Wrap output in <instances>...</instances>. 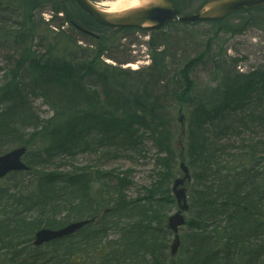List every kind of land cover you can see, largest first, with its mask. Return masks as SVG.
<instances>
[{
  "label": "trees",
  "instance_id": "16d2710c",
  "mask_svg": "<svg viewBox=\"0 0 264 264\" xmlns=\"http://www.w3.org/2000/svg\"><path fill=\"white\" fill-rule=\"evenodd\" d=\"M22 1V6L9 5L20 13L22 23L19 30L8 34L19 49L18 68L31 75L33 93L25 92L17 74L0 86V143L31 147L41 141L38 159L43 162L86 151L103 150L109 158L121 149L141 150L148 135L157 149L156 178L133 198L127 193L133 184L129 173L101 171L96 175L86 168L35 175L30 192L14 187L10 193L11 189L0 188V242L17 238L28 252L40 250L30 244L40 228L57 229L90 219L73 237L47 245L52 247L50 264H264V140L260 137L264 65L243 74L236 69L237 59L217 60L216 86L199 92L191 74L203 61L200 55L181 69L179 79H173L179 84L173 93H156L167 69L166 52L158 51L153 38V63L137 73H148L149 78L135 81V91H89L86 77L99 65L105 35L95 55L76 62L79 53L83 58L89 56L87 49L78 46L79 39L60 28L54 33L49 23L42 19L36 23L32 15L49 3L56 13L64 12L62 18L53 16L51 22L58 27L67 22L74 31L81 28L96 34L107 29L74 0H64L65 7L63 0ZM157 32L164 31L153 34ZM37 35L49 44L43 54L34 50ZM122 74L128 73L115 68L112 79ZM33 94L52 108L50 117L42 118L32 107ZM168 96L175 99L178 109L188 111L183 154L171 128L174 119L165 102ZM28 128L32 129L28 139L18 137V132ZM236 143L242 146L236 148ZM34 154L29 152L26 158ZM177 158L186 160L192 182L181 249L171 258L172 233L167 220L176 206L171 185L181 175ZM28 164L32 171L36 169L35 161L30 159ZM30 213L35 216L30 218ZM22 252L17 250L15 256ZM4 255L12 258L14 253Z\"/></svg>",
  "mask_w": 264,
  "mask_h": 264
},
{
  "label": "rangeland",
  "instance_id": "374dc122",
  "mask_svg": "<svg viewBox=\"0 0 264 264\" xmlns=\"http://www.w3.org/2000/svg\"><path fill=\"white\" fill-rule=\"evenodd\" d=\"M2 1L13 6H22L23 3L22 0ZM175 1L180 5L183 12H194L204 0ZM52 11L50 6L39 8L34 10L32 18L36 23L46 22L47 19L55 15ZM41 19L43 21H41ZM238 19L239 17L229 18L221 23V25L211 23H200L195 25L175 23L166 27L163 30L164 32H157L156 34L144 29L111 31L106 33L108 37H106V34H101L106 37L105 40L102 41V44H105L103 57L110 58L111 62H105L101 58L99 65L95 68V73L92 75L89 74L86 77L88 90L91 91L92 89H96L101 94L102 92L107 93V89H111L115 93L135 91V88L132 87L135 81L143 82L149 78L148 73H137L146 70L147 67L153 63V45H151L153 38H155V43H158V45H156L158 51L161 50L166 52L165 66L167 69L165 77L162 78L163 81L157 84L156 93H173L176 87H179V84L175 85L173 79H179L181 69L200 55H203V61L196 65L191 74L192 79L196 83L195 88L199 92H202L206 86H216L218 75L215 68V61L217 60L238 58L240 61L236 68L237 70L243 73L253 70L264 62V29L258 27L259 25L264 27V19H258L260 21L257 20L256 25H259L255 27L250 26L244 34H240V32L232 33V25H234L237 30L243 25V21H241V23L237 22ZM21 23L22 18L18 13H14L10 9H0V86L12 80L13 76L17 74V82L23 83L26 87L25 92L33 93L30 86L31 75L28 72H22V70L18 68L17 59L19 56V49L12 41L13 37L8 34L10 31L19 30ZM55 26L58 28L57 24H55ZM49 28L52 29L51 26ZM65 28L68 36L73 38L77 37L79 41L85 43V48L89 50V56L87 58L81 57L79 53L77 58H75L76 62H82L85 61V59L88 61L92 55H95L98 48H96V43L94 41L87 36L79 34L70 27L67 28L66 26ZM55 29L54 33H57ZM37 36L36 40H34V50L43 54L49 47V44L44 42L42 35ZM92 44L94 47L89 49V45ZM129 63L137 64L138 68H127L126 65ZM113 67L120 71H126L128 74H122L119 79L117 78V80H114L112 79V74H114L115 69ZM104 76H106V78ZM100 79H105L107 82L104 84V81H100ZM108 80L111 81L109 82V86H106L108 85ZM30 102L32 107L42 118L50 117L53 114L52 108L45 104L41 96L31 95ZM165 102H167L168 109H170V112L173 114L174 123H171V128L172 131L176 133L175 140L178 142V103L171 96H168ZM186 117H188V111L186 112ZM31 133L32 129L28 128L23 129L17 134L19 135L18 137H27L26 139H28ZM260 137L264 140V129L260 131ZM5 143L6 141L0 143V154H4L20 145ZM234 145L236 148L242 146L237 143ZM42 147L43 143L41 141H37L34 146L29 147V152L36 153L30 156L29 159H26L27 162L30 159L36 162V169L34 171L21 177L14 175L3 179L0 181V188L7 191L11 189L10 193L15 192L14 187H19L22 191L30 192L35 186V175L38 176L46 172L64 174L70 173L75 169L86 168V171L94 172L96 175L101 173V171L129 173L133 184L129 186L127 193L133 198L137 196L143 186L150 184L156 178L155 176L153 177V172L156 169L155 157L157 155V149L148 135L143 138L140 145L141 150L121 149L117 151L116 154L110 155L109 158L103 156L102 153L104 151L100 150L97 152H78L75 155L62 154L59 157H48L46 158L47 160L41 162L38 159V152H40ZM177 162H179L178 158ZM23 180L27 183H23ZM176 210L177 207L175 206L169 214L171 215L176 212ZM65 214L66 212L62 213L61 216ZM29 216L31 218L35 216V214L30 213ZM110 238L114 239L116 236L114 235ZM32 240L33 237L31 238V243ZM172 240L173 237L171 242ZM19 249H23V252L17 257L15 254ZM51 250L52 247H46L41 249L40 252H28L21 240L10 238L0 242V264H50L48 262V257L52 254V252H50ZM5 252L14 253V255L12 258L9 256L5 257Z\"/></svg>",
  "mask_w": 264,
  "mask_h": 264
},
{
  "label": "water",
  "instance_id": "95a60500",
  "mask_svg": "<svg viewBox=\"0 0 264 264\" xmlns=\"http://www.w3.org/2000/svg\"><path fill=\"white\" fill-rule=\"evenodd\" d=\"M76 1L95 21L113 29L134 27L160 29L171 22L195 23L220 21L236 10H250L264 4V0H208L198 8L196 13L180 15L178 8L171 0H140L141 4L139 6L118 12H109L92 0ZM178 122L182 127L181 134L184 135L185 116L182 109L179 111ZM26 152L27 147L22 146L0 156V179L11 171L30 169L22 160ZM180 167L184 172L183 177L176 178L173 181L172 187L179 209L168 220V227L174 233V241L170 247L172 257H175L179 252L181 245L180 227L185 225L186 218L184 212H187L189 209L188 188L180 186H183L187 180L191 181V174L184 161L180 162ZM88 223V220L71 223L57 231L50 229L40 230L36 234L35 244L41 245L52 239L71 235Z\"/></svg>",
  "mask_w": 264,
  "mask_h": 264
},
{
  "label": "bare ground",
  "instance_id": "6f19581e",
  "mask_svg": "<svg viewBox=\"0 0 264 264\" xmlns=\"http://www.w3.org/2000/svg\"><path fill=\"white\" fill-rule=\"evenodd\" d=\"M141 4L140 0H105L99 3V6L105 10H108L109 12H118L123 11L126 9H130L136 6H139ZM242 28V29H240ZM238 30H236V33L240 32V34H244L247 32V28L240 27ZM261 64L257 68L262 67ZM127 68L137 69L138 65L135 63H130L126 66Z\"/></svg>",
  "mask_w": 264,
  "mask_h": 264
},
{
  "label": "flooded vegetation",
  "instance_id": "af4514ba",
  "mask_svg": "<svg viewBox=\"0 0 264 264\" xmlns=\"http://www.w3.org/2000/svg\"><path fill=\"white\" fill-rule=\"evenodd\" d=\"M62 3L63 6H66L64 0ZM236 17H239L237 22L241 23V21H243L244 22L243 26L245 25V27L258 26L259 24L256 25V21L258 19L260 20L264 19V4L251 10H238L232 15H230L228 18H236ZM258 27L264 29V27H261L260 25Z\"/></svg>",
  "mask_w": 264,
  "mask_h": 264
}]
</instances>
